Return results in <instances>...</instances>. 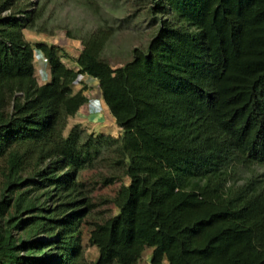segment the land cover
Wrapping results in <instances>:
<instances>
[{
	"label": "trees",
	"instance_id": "1",
	"mask_svg": "<svg viewBox=\"0 0 264 264\" xmlns=\"http://www.w3.org/2000/svg\"><path fill=\"white\" fill-rule=\"evenodd\" d=\"M41 1L0 0V264H137L147 248L152 264H264V0H156L157 32L118 67L111 25L79 38L76 68L38 43L40 84L24 30H48ZM79 74L118 136L64 133L90 99ZM124 178L88 262L93 193Z\"/></svg>",
	"mask_w": 264,
	"mask_h": 264
},
{
	"label": "rangeland",
	"instance_id": "2",
	"mask_svg": "<svg viewBox=\"0 0 264 264\" xmlns=\"http://www.w3.org/2000/svg\"><path fill=\"white\" fill-rule=\"evenodd\" d=\"M38 2L39 0H34ZM88 1V2H87ZM42 0L47 2L45 21L47 31L39 32L32 29H25L24 35L36 49L38 43L55 44L60 50L63 62L68 67L76 68V59L79 56L83 45L79 39L86 33L96 30L101 24L114 27V34L107 42L102 53L103 58L108 60L113 67H118L131 61L135 48L147 49L152 37L160 26V15H155L152 7H155L156 0ZM76 36V37H73ZM45 75V78L42 76ZM35 76L37 81L42 84L51 79V74L41 73L36 68ZM48 77V79H47ZM87 85L89 91H98L99 86L94 79L89 78L81 84H74L75 91ZM89 92V93H91ZM99 92V91H98ZM95 122L87 120L84 124L80 123L87 133L118 135V126L103 124L101 130ZM101 120H103L101 118ZM101 122V121H100ZM73 120L68 121L65 134L75 125ZM103 123V122H102ZM112 126V127H111ZM114 128V129H113ZM258 171H264L263 167H258ZM90 171L83 175V178L90 180L95 178V174L100 172ZM106 173V170L104 171ZM0 178V187L2 185ZM123 183H128L124 178L109 186H100L93 193L95 207L86 218L83 226V246L84 257L88 262H94L99 256L96 246L89 242V234L93 225L103 222L110 216L117 213L118 209L111 201ZM29 186H23V190ZM152 248H147L142 258L137 264L151 263ZM163 264H168L164 261Z\"/></svg>",
	"mask_w": 264,
	"mask_h": 264
},
{
	"label": "crops",
	"instance_id": "3",
	"mask_svg": "<svg viewBox=\"0 0 264 264\" xmlns=\"http://www.w3.org/2000/svg\"><path fill=\"white\" fill-rule=\"evenodd\" d=\"M36 68L39 70V67H37V65H36ZM42 68H43L42 73H46L47 74L49 72V67L48 66L47 67H42ZM44 77H45V75H44ZM92 79H94L95 82L97 83V85L99 86V81L96 78H94V77H92ZM98 91H92L91 92V90L89 91V88H88V93L91 92V93H89V95H90V97H93V98H101L102 97L101 91H100V86H99ZM101 118L103 120H101ZM69 119L73 120V122L76 123V124H78V123L79 124L80 123L84 124L87 120H89V121L93 120L95 122L94 119H96L98 121L96 126L99 127L101 130H103V128H104L103 124L106 125V124L109 123V124L113 125L115 123L114 125H117L116 119L114 118V116L112 115V113L110 112L108 106L105 103H104V110H103L102 113H96V114L89 113L88 110H87V106L85 104L79 109V111L76 113L75 116L70 117ZM74 123H72V124H74ZM118 129H119L118 130V135H119L120 132H121V129H120L119 126H118ZM109 134H111V133L109 132Z\"/></svg>",
	"mask_w": 264,
	"mask_h": 264
},
{
	"label": "built area",
	"instance_id": "4",
	"mask_svg": "<svg viewBox=\"0 0 264 264\" xmlns=\"http://www.w3.org/2000/svg\"><path fill=\"white\" fill-rule=\"evenodd\" d=\"M34 63L35 65H37V67H39V72L41 73L43 70L42 67L49 66L48 59L44 56V54L39 49H36L34 52ZM89 78H92V77L87 74H79L74 84H81L87 81V79ZM86 106H87L88 112L92 114L102 113L104 110V102L102 98L90 97L89 101L86 103Z\"/></svg>",
	"mask_w": 264,
	"mask_h": 264
},
{
	"label": "clouds",
	"instance_id": "5",
	"mask_svg": "<svg viewBox=\"0 0 264 264\" xmlns=\"http://www.w3.org/2000/svg\"><path fill=\"white\" fill-rule=\"evenodd\" d=\"M36 50V49H35ZM34 65H35V63H34ZM49 67V66H48ZM35 69H36V65H35ZM49 73H50V68H49V72H48V75H49ZM51 74V73H50ZM42 78H45L44 76H42ZM47 79H48V77H47ZM102 98V97H101ZM103 99V98H102ZM103 102H104V100H103ZM105 103V102H104Z\"/></svg>",
	"mask_w": 264,
	"mask_h": 264
}]
</instances>
